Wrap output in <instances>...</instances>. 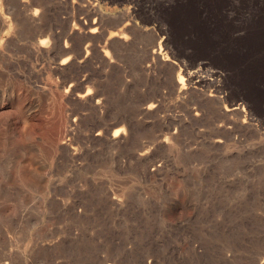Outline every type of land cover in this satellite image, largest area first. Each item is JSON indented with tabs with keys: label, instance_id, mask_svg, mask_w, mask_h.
Listing matches in <instances>:
<instances>
[{
	"label": "rangeland",
	"instance_id": "obj_1",
	"mask_svg": "<svg viewBox=\"0 0 264 264\" xmlns=\"http://www.w3.org/2000/svg\"><path fill=\"white\" fill-rule=\"evenodd\" d=\"M0 97V264H264V0H0Z\"/></svg>",
	"mask_w": 264,
	"mask_h": 264
},
{
	"label": "bare ground",
	"instance_id": "obj_2",
	"mask_svg": "<svg viewBox=\"0 0 264 264\" xmlns=\"http://www.w3.org/2000/svg\"><path fill=\"white\" fill-rule=\"evenodd\" d=\"M63 61H64V60H63ZM177 76H178V75H177ZM181 79H182V78L179 76L178 79H177V81L181 83V81H182ZM181 90H182V89H181ZM0 98H1V97H0ZM0 100H1V99H0ZM116 134H117V132H116V129H115V131L113 132V136H116Z\"/></svg>",
	"mask_w": 264,
	"mask_h": 264
}]
</instances>
